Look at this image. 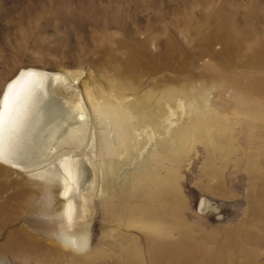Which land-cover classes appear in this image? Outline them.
<instances>
[{"label":"rangeland","instance_id":"rangeland-1","mask_svg":"<svg viewBox=\"0 0 264 264\" xmlns=\"http://www.w3.org/2000/svg\"><path fill=\"white\" fill-rule=\"evenodd\" d=\"M220 4L222 10L233 11L235 33L248 25L264 37V0H0V97L12 77L32 66L60 74L65 91L74 100L78 98L87 113L74 124L79 128L76 150L82 183L71 197L77 205L76 217L85 213L81 218L89 221L82 250L68 248L60 242L61 233L74 228L67 218L51 208L39 213L31 210L36 204L43 208L49 205L41 195L44 186L33 173L16 169L0 172V203L10 193L21 194V198L11 199L17 210L8 212L0 207V264H121L120 251L131 244L137 264H264V242L249 241L245 235V228H254L247 226L252 209L261 204L254 194L264 182V169L250 162L264 157V130H259V123L264 125V97L257 93L237 97L234 87L224 81L226 76L214 83L216 79L210 80L206 90L198 93L200 97L176 96L169 102L151 97V92L160 88L178 86L169 80L171 76L187 79L189 87L195 89L200 82L193 81L192 73L200 68L209 71L208 55L198 58L196 66H185L187 72L164 67L150 73L141 64L131 73L118 68V59L128 56L127 49L142 43L154 54L169 48L171 42L190 47L202 21L187 29L188 19L210 16ZM253 5L260 16L252 18L247 12ZM212 47L218 50L221 44L215 42ZM179 61L170 57L172 65H180ZM119 87L125 88L121 94ZM97 89L104 96H120L126 101L143 99L144 111H162L160 122L172 130L176 145L169 150L170 155L157 149L158 141L166 138L164 127L158 130L147 120L132 126L127 152L119 149L108 153L99 135L106 125L112 128V123L107 118L104 123L97 121L98 115L90 114L85 100L86 91ZM251 105L259 108L262 121L247 112ZM115 162L121 165L109 169ZM144 169L156 170L159 175L172 171L174 203L165 202V207L169 210L170 206L172 216L176 212L180 216L172 218L171 226L167 224L172 234H164L163 222H152L153 215L147 214L144 203L141 214L122 215L114 222L104 216L102 209H112L113 201L127 202L126 198L112 197L124 188L125 181L130 190L138 180L143 199L152 200L153 183ZM137 170L140 175L135 178L132 172ZM212 171L219 179L207 173ZM130 176L134 177L131 184ZM107 181L110 192L103 190ZM55 196L51 200L58 207L60 199ZM82 198L84 206L78 210ZM159 241L165 242L157 244ZM153 243L161 250L155 255ZM188 253L195 258L184 259Z\"/></svg>","mask_w":264,"mask_h":264},{"label":"bare ground","instance_id":"bare-ground-1","mask_svg":"<svg viewBox=\"0 0 264 264\" xmlns=\"http://www.w3.org/2000/svg\"><path fill=\"white\" fill-rule=\"evenodd\" d=\"M255 9L253 5L247 10L252 18L260 16V12H255ZM232 13V10H222L220 4L217 8L215 7L214 12L210 16L200 14L198 17L188 19L186 23L187 29L191 25L194 26L202 21V24L196 26L199 29L196 31L197 35L191 37L190 47H182L179 43L171 42L169 43V48L155 54L143 43H140L141 46H137L138 48L135 49L129 47L127 49L128 56L118 59V68L127 73H131L133 67L141 64L140 66L147 69L150 73L159 72L164 67H167V69L176 68L178 72H187L189 68H185V66H196V60L198 58L208 55L210 60L208 63L209 71L200 68V70L196 69L192 73L193 81L198 80L200 82L195 89L189 87L187 79H179V76H171L169 80L176 82L178 86L160 88L157 92H151V97L163 99L167 102L173 100L176 96H180L183 99L200 97L198 93L202 94L206 90L208 82L216 79L213 81L214 83L218 79H222L221 76L228 77L224 81H227L228 84L234 87L237 97L250 93H257L260 97H264V37L261 38L258 36L259 30H253L248 25H243L244 28L241 31L239 30V34L235 33L234 23L231 22ZM262 31L264 35V30ZM215 42H220L221 44L218 50H214L212 47ZM172 56H176L180 60V65H172L170 63V57ZM157 57L158 64L154 61ZM186 60L189 61L188 65H185ZM31 67L22 68L12 77L7 82L0 97V101H2V105H0V108H2V133H0V151H2V157H0V172L8 173L11 169H16L33 173L39 185L44 186L41 189V195L47 198L49 205L43 208V206L40 207L39 204H36L31 210L39 213L43 209L51 208L52 212L60 215V217L64 218L65 216L70 223V228H74L72 229L73 231H69V229L64 230L61 233V238L63 239L60 242L68 248L82 250L83 245L86 243L85 233L88 230L89 221L84 220L85 217L82 220L81 215L84 216L85 213L79 212L78 214L80 215L81 213V215H77L76 217L77 205H75L71 193L78 189L82 183L79 180L81 177L80 170L78 169L80 159L77 157L78 153L76 150L78 139L77 131H79V128L74 124L79 120V117L80 119H85L87 117L85 114L87 113L83 110V106H81L79 101H76L78 98L74 100L65 91L64 80L60 79V74L58 75L57 72L53 73ZM59 79L63 83L59 82ZM109 88L116 89L117 86H111ZM125 88L127 90L131 89L128 85H125ZM125 88L119 87V94ZM85 93V100H87L88 106L91 109L90 114L94 113L98 115L97 121L103 122L108 119L112 123V128L109 129L108 125H106L103 127V131H100L101 135H99L102 136V144H104V148L108 153L119 152V149L122 150L121 152H127V147L131 144L133 134L132 126L139 120H147L150 124L155 125L158 130H160V126L164 127L163 131L166 134V138L164 137V141L159 140L157 147V149L162 150L163 154L166 153L165 155L169 156V150L172 151L176 147L175 143L172 142V130L169 129L167 124L164 123L165 125H163L160 122L163 112L159 111V109L156 111L149 109L144 111L143 109H146L145 100L136 97V100L126 101L120 96H104V93L102 94L98 89L94 90V92L86 91ZM258 109L255 105H251L247 109V112L256 116L254 120H259L260 122L263 120V116L259 117ZM259 126V130L263 131V123H259ZM179 145L181 151L184 150L182 144ZM170 158L172 159V155ZM120 163L117 162L118 165H121ZM252 163L264 169V157L257 160V162L252 160L250 164ZM117 164L116 162L114 165L110 163L109 169L113 168L114 170ZM2 165H5V167ZM144 171L146 178L153 183L150 192L152 200L149 202L143 199L144 195H141V187L137 184L138 180L135 179L133 188L131 186L132 189L130 190L126 188L128 181H125L124 188L115 191L112 197L126 198L127 204H123L121 201H113L114 207L112 209L107 207L102 209L105 213L104 216L114 222L122 215L124 217L130 214H141L144 203L147 214L153 215L152 222H163L166 225L163 230L164 234H170L172 231V228L169 227L170 222L175 216L178 219L180 218L178 212L174 216L171 215L170 206L169 210L166 209L167 206L165 207V202L168 205L174 203V189L172 188L174 180L172 171L169 169L163 175H159L156 170L144 169ZM207 173L219 179V175L216 172L212 171V173ZM138 175H140L138 170L132 172V176H135V178ZM132 176H130L129 182L134 179ZM25 178L23 177V179ZM161 183L162 186L160 185ZM103 186L105 192L111 191L109 181L105 182ZM55 189L58 192L57 198L60 199L58 207L51 200L52 195H57L55 194ZM2 191V186L0 185V195ZM254 196L261 204L252 209L249 216V225L247 226L254 228L253 231H248L245 228V232H248L245 235L247 237L249 236V241L264 242V182L260 183V188L255 192ZM16 198H21V194L14 192L8 194L6 199L0 203V207L7 209L8 212L17 210L18 207L11 201V199ZM83 199L85 198H82V201L79 200L82 204L78 210L84 206ZM108 201L110 200L107 199L106 202ZM154 209H157V211L151 213L150 210ZM179 212L181 213V211ZM76 219L79 221L77 222ZM182 220L181 222L183 224ZM255 221H260V223L257 224ZM168 223L169 225L167 226ZM254 230L259 232H254ZM185 232H182V234L185 235L187 233ZM188 239H190V236ZM162 242L165 241H159L157 244ZM189 242L192 243L191 239ZM133 246L134 244L128 245L120 251L122 257L120 259L122 260L121 264H137L138 259L136 256H133ZM153 246L156 247L153 255L161 251L154 243ZM231 250H234V246ZM200 255L207 257L203 253H200ZM194 258L195 256L192 253H188L184 257L187 260H193ZM118 262L117 264H120Z\"/></svg>","mask_w":264,"mask_h":264},{"label":"snow or ice","instance_id":"snow-or-ice-1","mask_svg":"<svg viewBox=\"0 0 264 264\" xmlns=\"http://www.w3.org/2000/svg\"><path fill=\"white\" fill-rule=\"evenodd\" d=\"M0 105H2V101H0ZM0 133H2V108H0ZM0 157H2V151H0Z\"/></svg>","mask_w":264,"mask_h":264}]
</instances>
